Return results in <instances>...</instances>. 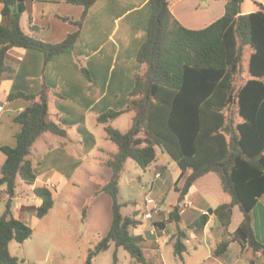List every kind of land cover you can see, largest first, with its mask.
Masks as SVG:
<instances>
[{"label": "trees", "instance_id": "16d2710c", "mask_svg": "<svg viewBox=\"0 0 264 264\" xmlns=\"http://www.w3.org/2000/svg\"><path fill=\"white\" fill-rule=\"evenodd\" d=\"M97 1L67 0L84 8L81 19L74 23L78 30L53 44L23 30L21 19L28 0H0L4 19L0 24V82L3 74L11 70L6 58L14 48L42 52L45 65L74 48L87 14ZM243 2L227 0L222 18L204 29L190 30L173 15L169 0H150L147 38L137 55L142 69L134 76L127 106L98 117L99 123L107 124V139L117 146V151L105 159L112 177L102 188L112 198L113 221L108 234L89 251L85 264H93L100 253L109 250L111 243L126 250L136 263L152 264L142 246L143 236L132 232L147 223L142 220L144 208H135L131 216L124 215L122 208L126 204L120 202L119 195L126 162L132 159L147 170L157 161L158 149L176 162L181 173L174 186L177 204L165 219L155 217L151 224L159 229L167 223L177 227L176 256L183 258L187 250L183 242L186 233L180 227L183 205L194 184L210 173L219 175L223 190L232 198L230 203L211 211L224 234L215 255L224 254L232 242L255 254L264 253V244L255 236L252 217L253 208L264 196V5L259 4L258 12L242 14ZM246 50L250 52L249 78L239 84ZM82 70L91 82L88 69ZM9 98H24L30 105L15 118L22 126L16 135V146L0 147L6 156L0 168V189L6 187L8 195L0 216V264H21L12 255L10 243H24L33 236L34 229L13 214L17 179L33 185L37 179L30 159L34 145L45 133L66 137L67 131L51 117L46 85L38 94L16 93ZM125 113L133 114L127 131L109 125ZM33 192L41 200L36 216L43 219L54 208L53 193L45 186H37ZM236 206L244 218L237 230L230 233ZM113 264H118L116 253Z\"/></svg>", "mask_w": 264, "mask_h": 264}, {"label": "crops", "instance_id": "0c3cea01", "mask_svg": "<svg viewBox=\"0 0 264 264\" xmlns=\"http://www.w3.org/2000/svg\"><path fill=\"white\" fill-rule=\"evenodd\" d=\"M170 3L173 15L184 27L201 30L225 15L227 0H170ZM259 4L264 5V0H244L242 14L260 11ZM2 8L0 2V24L4 22ZM83 11L82 6L70 4L67 0H28L21 26L27 34L43 42L60 43L78 30L74 23L81 19ZM150 15V0H98L90 8L74 48L55 56L47 65L44 64L43 53L37 50L14 48L6 58L11 70L3 74L0 82V106L4 107L0 112V147L16 146V135L22 126L15 122V118L30 105L24 98L11 100L9 96L16 93L38 94L43 85L49 90L52 119L62 124L67 131L66 137L45 133L34 145L30 159L34 163L37 179L33 185L21 178L17 179V186H21V190L16 188L13 214L34 228L30 221L33 218L35 224L41 221L36 216V208L41 200L34 195L35 187L51 189L56 203L58 199H69L70 195H74L70 189L72 185L75 187L84 183L87 200L93 195L95 197H92L91 207L85 215L80 213L86 225L85 230H78L75 236L78 240L76 243L85 241L86 258L89 251L108 234L113 221L112 198L102 188L112 177V170L105 165V159L117 149L112 151L106 146L109 141L107 124L99 123L98 117L109 110L120 111L127 106L128 94L135 84L134 76L142 69L137 55L147 38ZM82 67L88 69L91 82ZM103 128L106 135L103 134ZM148 169H152L155 176L160 175V178L162 172L166 173L165 177L171 178L174 184L181 173L175 161L169 160L166 153L158 156V152L157 161ZM191 191L181 212L180 227L186 233L183 242L187 248L183 258L176 256L173 249L167 251L177 240L178 230L174 224L167 223L164 232L154 228L151 223L132 230L134 234L143 236L142 246L150 263L188 264L186 254L191 250L188 244L192 245L199 238V243L206 242V245L212 238L224 239L219 220L214 215H208L207 204L203 199L195 198L193 193L191 196ZM82 197L85 200L86 197ZM7 199L6 187H2L0 216ZM101 204L106 205V211L98 210ZM252 217L255 236L264 244V196L253 208ZM32 238L21 245L25 246ZM111 249L118 257L121 248L117 249L111 243ZM58 256L59 261H63L60 258L62 255ZM172 256L179 258V261H173ZM19 259L21 264L30 261L26 257ZM131 264L140 263L132 258ZM196 264H264V253L255 254L247 247L243 249L238 242H232L220 256L215 255L212 246L206 249L204 258Z\"/></svg>", "mask_w": 264, "mask_h": 264}, {"label": "rangeland", "instance_id": "374dc122", "mask_svg": "<svg viewBox=\"0 0 264 264\" xmlns=\"http://www.w3.org/2000/svg\"><path fill=\"white\" fill-rule=\"evenodd\" d=\"M248 1L251 2L252 0ZM249 56L250 52L246 50L242 63L243 72L237 79L239 84L245 83L249 78ZM233 111H236V107L233 108ZM132 115L133 114H123L117 121H114L111 126L125 132L132 125ZM236 120L239 121L237 117ZM103 134L106 135L104 128ZM106 146L112 151L117 149V146L111 143V141H108ZM157 152L158 156L164 154L160 149H158ZM168 159L172 161L169 156ZM4 160L5 154L0 151V164ZM162 174L161 178L156 177L152 169L144 170L132 159L127 161L120 182L121 190L119 195L120 202L126 204V206L122 208V213L124 215L131 216L135 208L145 209V201L152 197L161 204V212L158 216L159 220L165 219L166 214H169L177 204L178 193L175 191V184L172 179L165 177L166 173L164 174L162 172ZM183 182L184 180L180 183V186ZM83 184L84 183L81 182L80 186L77 185L75 187L72 185L70 189L74 195H70L69 199H58L51 212L45 218L41 219L39 223L35 224V218L30 221V224L34 226V234L32 240L25 244V246H22L21 243L17 241H12L10 243V250L13 255L19 258L26 257L27 260H30V263L24 261L23 264H85L87 252L85 241L80 240L76 243L78 240L75 239V236L78 230H85L86 225L82 215H85V209L87 211L91 207L92 197L94 195L91 199L87 200L88 197H86L85 193L87 187ZM195 184L194 190L191 191V196L193 193L196 195L195 198L199 197L203 199L209 208V213L219 205L231 202L232 198L223 190L218 174L210 173L200 178ZM17 189L20 191L21 186H17ZM82 195L86 197L85 200ZM94 198L95 197H93V199ZM95 205L98 204L96 203ZM98 210L103 212L106 211V205L101 204ZM210 214L214 215L212 212ZM242 221L243 213L239 207L236 206L233 209L232 223L229 232L232 233L235 231V229L241 225ZM218 236H220V234ZM219 240L220 237L212 238L209 244L206 245V242L200 244L199 238L198 241H193L192 245L188 244L191 250L186 254L188 256L186 262L188 264H196V262L204 258L206 249L211 246L214 250L217 249L219 246L218 242L222 239ZM168 249H173L174 252V245L169 246L167 251ZM114 253L113 249L102 252L95 264H113ZM185 253L186 252H184V255ZM58 254L62 255L60 258H62L63 261H59ZM118 257L120 258L119 264H131L132 257L123 248L120 249ZM175 259L179 261V258L172 256V260L174 261ZM169 262L171 263V259ZM157 263L163 264L158 261Z\"/></svg>", "mask_w": 264, "mask_h": 264}, {"label": "built area", "instance_id": "2783aa9c", "mask_svg": "<svg viewBox=\"0 0 264 264\" xmlns=\"http://www.w3.org/2000/svg\"><path fill=\"white\" fill-rule=\"evenodd\" d=\"M170 1V0H169ZM4 107L0 106V112L3 111ZM157 177H160L158 175ZM161 212V204L156 201L154 198L150 197L145 201V209L142 212V220H144L147 223H151L155 219V217H158ZM154 228H157L156 226L153 225ZM162 232H164L163 229H159Z\"/></svg>", "mask_w": 264, "mask_h": 264}, {"label": "water", "instance_id": "95a60500", "mask_svg": "<svg viewBox=\"0 0 264 264\" xmlns=\"http://www.w3.org/2000/svg\"><path fill=\"white\" fill-rule=\"evenodd\" d=\"M18 11H20V9H18Z\"/></svg>", "mask_w": 264, "mask_h": 264}]
</instances>
